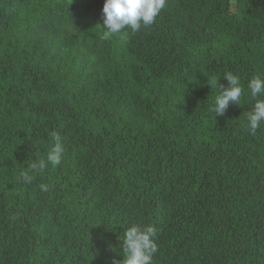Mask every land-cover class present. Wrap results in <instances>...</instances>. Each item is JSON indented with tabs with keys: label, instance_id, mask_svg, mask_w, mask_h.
I'll return each instance as SVG.
<instances>
[{
	"label": "trees",
	"instance_id": "1",
	"mask_svg": "<svg viewBox=\"0 0 264 264\" xmlns=\"http://www.w3.org/2000/svg\"><path fill=\"white\" fill-rule=\"evenodd\" d=\"M103 3L0 0V264H121L133 224L153 264H264V0H166L109 38ZM226 72L244 94L215 117ZM53 131L61 163L23 183Z\"/></svg>",
	"mask_w": 264,
	"mask_h": 264
},
{
	"label": "clouds",
	"instance_id": "2",
	"mask_svg": "<svg viewBox=\"0 0 264 264\" xmlns=\"http://www.w3.org/2000/svg\"><path fill=\"white\" fill-rule=\"evenodd\" d=\"M166 0H104L102 7V27L104 38L121 33L130 28L133 33L140 31L155 22L160 12L165 8ZM223 78L228 82L227 87L222 85L219 94L215 96L209 111L215 117L223 116L230 104L239 105L244 94L240 78L232 72H226ZM217 81H215L217 85ZM223 88V90H221ZM247 89L254 101L251 111L247 113V130L255 135L264 123V76L255 75L247 82ZM51 147L46 159L33 161L20 174V180L31 185L35 176L46 169L49 164L57 166L61 163L65 153L62 138L58 132L50 133ZM42 192L49 190L48 185L41 183ZM156 229L151 225L133 224L123 233V260L121 264H153V257L158 251L155 240Z\"/></svg>",
	"mask_w": 264,
	"mask_h": 264
}]
</instances>
